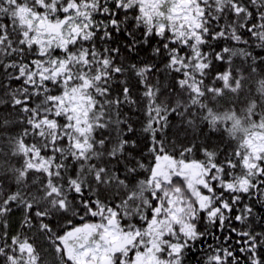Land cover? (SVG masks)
Listing matches in <instances>:
<instances>
[{"label": "snow or ice", "instance_id": "snow-or-ice-1", "mask_svg": "<svg viewBox=\"0 0 264 264\" xmlns=\"http://www.w3.org/2000/svg\"><path fill=\"white\" fill-rule=\"evenodd\" d=\"M0 264H264V0H0Z\"/></svg>", "mask_w": 264, "mask_h": 264}]
</instances>
